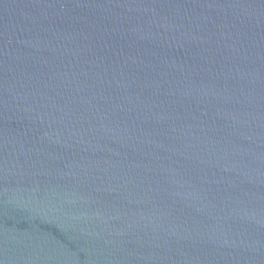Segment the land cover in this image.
<instances>
[{
    "label": "water",
    "instance_id": "water-1",
    "mask_svg": "<svg viewBox=\"0 0 264 264\" xmlns=\"http://www.w3.org/2000/svg\"><path fill=\"white\" fill-rule=\"evenodd\" d=\"M0 264H264V0H0Z\"/></svg>",
    "mask_w": 264,
    "mask_h": 264
}]
</instances>
